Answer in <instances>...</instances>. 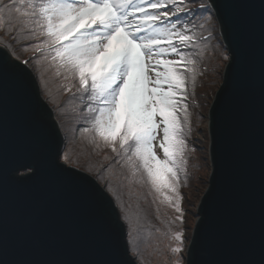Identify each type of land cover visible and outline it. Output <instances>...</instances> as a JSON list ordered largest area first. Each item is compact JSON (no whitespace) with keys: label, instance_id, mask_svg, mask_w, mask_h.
Masks as SVG:
<instances>
[{"label":"water","instance_id":"95a60500","mask_svg":"<svg viewBox=\"0 0 264 264\" xmlns=\"http://www.w3.org/2000/svg\"><path fill=\"white\" fill-rule=\"evenodd\" d=\"M207 2L227 60L207 109L210 170L184 264H262L264 0ZM10 58L16 73L0 80V264H137L112 197L61 161L64 133L36 75Z\"/></svg>","mask_w":264,"mask_h":264},{"label":"snow or ice","instance_id":"6c2138e0","mask_svg":"<svg viewBox=\"0 0 264 264\" xmlns=\"http://www.w3.org/2000/svg\"><path fill=\"white\" fill-rule=\"evenodd\" d=\"M180 4L182 0H0V26L5 13L28 18L32 37L42 38L34 53H47L57 75L66 73V79L78 80L79 91L90 93L96 138L113 152L130 153L126 158L134 173H142L156 199L183 221L180 173L188 147L187 89L190 79L195 81L196 61L184 51L195 36L178 22L179 13L195 11ZM200 11L210 9L201 5ZM14 56V43L0 39V80L15 75ZM173 239L181 246L172 251L181 252L183 232L176 231Z\"/></svg>","mask_w":264,"mask_h":264},{"label":"trees","instance_id":"16d2710c","mask_svg":"<svg viewBox=\"0 0 264 264\" xmlns=\"http://www.w3.org/2000/svg\"><path fill=\"white\" fill-rule=\"evenodd\" d=\"M185 1L187 0H182V2ZM201 5L206 4L202 0H197V2H192L191 5L187 6L193 9L195 14H178V22L183 23L184 27L187 26L186 34L195 36V39L190 42L187 48H184V51L196 61L193 65L195 81L193 82L191 79L189 81L187 104L189 105L188 114L191 113L193 118V112L197 119H199L197 116H200L202 98L198 87L203 84L206 74L212 68L210 55L218 44L216 31H214L216 27L212 17L209 18L211 26L208 25L207 18L210 16V12L200 11ZM4 21L3 26H0V39L14 43V57L29 61L40 86V92L44 100L50 104L54 117L64 133L63 160L90 173L112 197L126 225L130 249L138 259L139 264L150 263L151 260L156 261L154 254L160 252H158V246L152 247V245L158 244L159 240L161 243L166 240L169 234L168 227L174 226L179 231H185L179 220L176 219L179 214L173 212L176 215H171L168 212L166 214L163 211L153 210L151 205H154L149 200L151 199L149 193L147 190L143 192L142 189V183H145L146 177L140 172L134 173L127 162L126 157L130 153L125 154L122 150L113 152L111 148L96 138L95 132L91 131V121L94 119V114L88 110L90 105L92 107H96V105L89 100L90 93L85 94L79 91L78 80L66 79V73L61 72L57 75L56 65L45 58L47 53H34V47L41 43L42 38L32 37L30 32L32 25L28 23V18H17L16 15L9 17L5 13ZM9 50L11 52L12 48ZM65 88H70V90L65 91ZM192 127L188 122L186 140L189 149L194 148V143L191 142L190 137L191 133L194 132ZM85 128L90 129V131L84 132ZM148 188L151 190L150 187ZM147 198L151 204L146 200ZM183 236L185 235L183 234ZM172 239L173 235H171ZM178 244L180 246V242Z\"/></svg>","mask_w":264,"mask_h":264},{"label":"rangeland","instance_id":"374dc122","mask_svg":"<svg viewBox=\"0 0 264 264\" xmlns=\"http://www.w3.org/2000/svg\"><path fill=\"white\" fill-rule=\"evenodd\" d=\"M192 2L193 3L197 2V0H187L185 2H182V4H180L179 6H189L191 5ZM202 2L206 4L208 8L210 9V6L207 0H202ZM210 17H212L213 22L216 27L214 31H216V36H217L216 41L218 39L217 41L218 44H216L217 46L215 47L214 52H212L210 55V58H211L210 65L212 68L206 74L203 84L198 87V91L201 92V96H202L200 116H197L199 119L195 118L196 115L193 114V112H192L193 118L191 117V113H189V124H190V127H192V124H193L192 128L194 129V132H192L190 135L191 142L194 143V148L189 149L187 147V151L185 153V162L183 164V171L180 173V192L182 195L181 206L183 209H185L183 221L179 220L181 227L185 230L183 232L185 236L183 239L182 251L179 253L172 252V248L179 246V244L177 241L173 239L171 240V235H173L176 231H179V230H177V228H175L174 226L168 227L169 234L166 240L161 243V241L158 239L159 240L158 244L152 245V247L158 246V252H160L159 254H154L156 261L151 260L150 263H144V264H184L186 246L190 238L192 227L196 220V205L207 185L206 181H207L208 173L210 170L209 159H208V149H207L208 148L207 109L213 98V94L215 90L218 88L219 84L221 83L222 70L227 60L225 59V57H227V53L225 52V49L220 40V35L218 33L217 24H216V21L212 14L211 9H210V16L207 18L208 25L211 26V20L209 19ZM172 19H173V22H176L175 17H173ZM180 26L181 28H183L184 24L182 23L180 24ZM26 66L30 67L29 61L26 63ZM53 115H54V112H53ZM76 126L79 127V125H76ZM64 147H65V140H64L63 149ZM158 156L161 159H163L162 151H158ZM61 161H64L63 158L61 159ZM144 180H145V183H142L143 184L142 189H143V192L144 190L145 192L147 190V192L150 195L151 199L149 200L154 205V206L151 205V208L156 211L166 212V214L168 212L171 215L172 214L176 215L173 213L175 212L173 208L171 207L168 208L166 204H162L159 200L156 199L155 194L152 192V190L148 188L150 186L147 184L146 178ZM146 200L148 201V198ZM126 232H127V229H126ZM134 257L136 259L137 264H139L138 259L136 258L135 255Z\"/></svg>","mask_w":264,"mask_h":264}]
</instances>
